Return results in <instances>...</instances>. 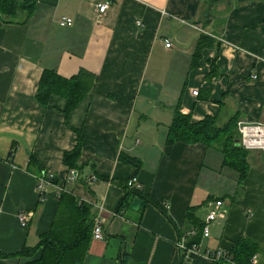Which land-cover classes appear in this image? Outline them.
<instances>
[{
    "label": "crops",
    "instance_id": "obj_1",
    "mask_svg": "<svg viewBox=\"0 0 264 264\" xmlns=\"http://www.w3.org/2000/svg\"><path fill=\"white\" fill-rule=\"evenodd\" d=\"M102 1L109 5L98 16ZM61 16L72 24L60 26ZM201 35L215 40L191 66ZM211 63L217 71L207 77ZM81 67L98 79L67 125L66 99L52 94L41 104L35 92L44 68L69 77ZM225 106L239 110L240 119L264 123V0H37L24 23L0 16V253L34 246L64 189L103 209V237L91 236L83 264H120L124 253L127 264H212L206 250L229 251L245 235L262 244L255 264H264V151H250L238 194V174L221 166L218 151L202 143L165 144L176 107L199 121ZM76 130L83 167L72 176L62 156L76 145ZM120 154L138 157L141 165L124 163ZM31 156L37 164L29 171ZM46 173L57 183L46 186L40 201L37 179ZM133 175L145 198L130 191L116 213L126 188L110 179ZM214 179L219 184L210 191ZM210 195L226 215L210 222L199 255L188 259L175 249L186 210ZM211 202L196 210L199 220ZM23 210L32 213L25 227L17 221ZM29 259L0 256V264Z\"/></svg>",
    "mask_w": 264,
    "mask_h": 264
},
{
    "label": "trees",
    "instance_id": "obj_2",
    "mask_svg": "<svg viewBox=\"0 0 264 264\" xmlns=\"http://www.w3.org/2000/svg\"><path fill=\"white\" fill-rule=\"evenodd\" d=\"M36 2L37 0H0V16L5 22L24 23L33 14ZM214 40L205 35L198 38L192 54L191 66L198 62L202 50L212 45ZM216 71V66L211 63V70L207 73V77H211L210 75L216 73ZM97 79L98 75L96 73L82 67L69 77L61 76L53 69L44 68L38 81L35 98L41 104H46L52 94L65 98L66 106L63 113L66 124L69 125V114L94 90ZM218 103L220 107L223 104L222 101H218ZM220 110L215 115H206L199 121H192L190 113H182L176 107L167 129L165 144L170 145L175 142L185 144L202 143L207 148L218 151L222 155L221 166L228 167L238 174L235 188V193H237L240 185L248 175L251 152L241 147L237 142L238 130L236 124L240 117V111L236 110L229 113L227 119L221 121L219 118ZM76 132L78 135L76 145L65 151L62 159L68 169L75 171L78 175L83 166L79 163L81 134L80 130H76ZM119 158L124 163L131 164L136 168L141 165L140 159L135 156L120 154ZM28 163L26 169H33L37 164V160L31 156ZM100 178L106 181L109 180L106 176H100ZM110 180L126 188L116 213L124 207L125 198L130 191L142 195L138 189L127 186V179L122 181L111 178ZM52 182L57 183L55 177H53ZM142 197L145 198L144 195ZM236 198L237 196L233 199ZM216 199L218 198L210 195L207 196L204 202L188 206L185 213L186 227H183V232L180 233V235H183L182 237L187 236L185 240L187 246L198 244L202 238L204 222L198 219L195 214L196 210L201 205ZM162 211L170 222L175 225L167 210L162 208ZM94 216L95 210L92 204L80 199L71 191L61 189L58 192L56 210L50 227L39 236L38 242L34 246L24 245L20 250L10 254L0 253V256L30 258L22 264H83L91 241ZM262 251V244L257 239L245 235L239 237L226 253L231 260V264H252L251 257L257 253H262ZM37 252L39 254L36 257ZM219 262L230 264L222 259L211 263L218 264ZM120 264H127V254H123Z\"/></svg>",
    "mask_w": 264,
    "mask_h": 264
},
{
    "label": "built area",
    "instance_id": "obj_3",
    "mask_svg": "<svg viewBox=\"0 0 264 264\" xmlns=\"http://www.w3.org/2000/svg\"><path fill=\"white\" fill-rule=\"evenodd\" d=\"M109 1H102L96 4L97 15L101 16L104 14L108 8ZM136 26H142L143 22L141 20L135 21ZM58 24L60 26H69L72 24V19L68 16H61L58 19ZM164 46L166 48L171 47V40L169 38H164ZM225 43H229L224 41ZM255 77V75H252ZM199 92L198 88H195L191 91L192 95H197ZM237 130H238V144L246 150H262L264 151V123L262 122H254L250 120L240 119L237 121ZM70 175H74V171H70ZM95 177L92 176V180ZM53 175L50 173H46L43 176L38 177L37 179V189L39 190L40 201L44 200L46 186L52 183ZM127 186L129 188L140 189L141 184L138 181L135 175L131 176L127 179ZM59 191H57L58 193ZM102 206L98 204L95 206V216L93 220V228H92V238L93 239H102L103 230H102ZM32 213L29 211H19L17 213V221L21 227H25L30 219ZM226 215V208L224 207L222 201L220 199L213 200L210 205L208 212L204 219V224L202 227V238L209 236V224L211 221L224 218ZM199 244V243H198ZM198 244H193L192 246H187L185 243L184 237H182L175 246V249L179 252L183 253L184 257L188 259H194L199 255ZM206 256L211 262H215L219 259H222L226 263H230L231 260L226 253L225 250L217 249V250H206ZM256 262V256L253 255L251 257V263L254 264ZM231 264V263H230Z\"/></svg>",
    "mask_w": 264,
    "mask_h": 264
},
{
    "label": "rangeland",
    "instance_id": "obj_4",
    "mask_svg": "<svg viewBox=\"0 0 264 264\" xmlns=\"http://www.w3.org/2000/svg\"><path fill=\"white\" fill-rule=\"evenodd\" d=\"M229 113H232L229 111V108L227 106H225L224 108H222V110H220L219 112V117H227L226 115H228ZM240 119V118H239ZM237 126V124H236ZM207 163V161H206ZM226 170H229L230 172H232L230 169L225 168ZM224 171V168H223ZM221 172L224 175V172ZM217 174V173H216ZM203 182V179H202ZM203 184H205V180L203 182ZM219 182L216 181V179H214V181L210 182L209 187H210V191H215L214 189L218 186ZM213 194H215L216 192H212Z\"/></svg>",
    "mask_w": 264,
    "mask_h": 264
},
{
    "label": "water",
    "instance_id": "obj_5",
    "mask_svg": "<svg viewBox=\"0 0 264 264\" xmlns=\"http://www.w3.org/2000/svg\"><path fill=\"white\" fill-rule=\"evenodd\" d=\"M74 174H76V172L74 171Z\"/></svg>",
    "mask_w": 264,
    "mask_h": 264
}]
</instances>
